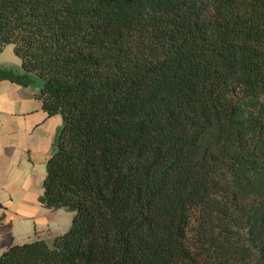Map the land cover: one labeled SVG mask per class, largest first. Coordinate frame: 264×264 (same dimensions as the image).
<instances>
[{"label":"trees","instance_id":"trees-1","mask_svg":"<svg viewBox=\"0 0 264 264\" xmlns=\"http://www.w3.org/2000/svg\"><path fill=\"white\" fill-rule=\"evenodd\" d=\"M63 125L0 264H264V0H0V52Z\"/></svg>","mask_w":264,"mask_h":264},{"label":"crops","instance_id":"crops-1","mask_svg":"<svg viewBox=\"0 0 264 264\" xmlns=\"http://www.w3.org/2000/svg\"><path fill=\"white\" fill-rule=\"evenodd\" d=\"M12 45L0 52V66L20 68ZM37 88L0 82V255L11 245L50 242L66 233L73 214L44 208L39 198L45 165L63 125L35 98Z\"/></svg>","mask_w":264,"mask_h":264},{"label":"rangeland","instance_id":"rangeland-1","mask_svg":"<svg viewBox=\"0 0 264 264\" xmlns=\"http://www.w3.org/2000/svg\"><path fill=\"white\" fill-rule=\"evenodd\" d=\"M72 218V217H71Z\"/></svg>","mask_w":264,"mask_h":264}]
</instances>
